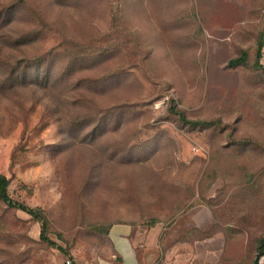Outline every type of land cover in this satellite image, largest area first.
Returning <instances> with one entry per match:
<instances>
[{
  "label": "rangeland",
  "instance_id": "374dc122",
  "mask_svg": "<svg viewBox=\"0 0 264 264\" xmlns=\"http://www.w3.org/2000/svg\"><path fill=\"white\" fill-rule=\"evenodd\" d=\"M261 40L264 0H0V173L56 244L0 201V264H126L121 228L140 264H254Z\"/></svg>",
  "mask_w": 264,
  "mask_h": 264
},
{
  "label": "trees",
  "instance_id": "16d2710c",
  "mask_svg": "<svg viewBox=\"0 0 264 264\" xmlns=\"http://www.w3.org/2000/svg\"><path fill=\"white\" fill-rule=\"evenodd\" d=\"M263 48H264V42L261 40L258 46V51H257V56H256V61H255V68L258 70H261L264 73V66L261 63ZM246 62H247V54L243 53L238 59L233 60L231 63L232 65L236 66V65H244L246 64ZM9 187H10V179L7 176L0 173V201L8 205L11 208L20 209L32 215L39 221H41L43 223L41 239L44 242H47L51 245H56L54 242L50 240V238L47 235V223L44 220L42 214L36 211L35 209H32L24 204L14 201L9 195ZM258 245H259V250L261 252L264 251V236L259 239Z\"/></svg>",
  "mask_w": 264,
  "mask_h": 264
},
{
  "label": "crops",
  "instance_id": "0c3cea01",
  "mask_svg": "<svg viewBox=\"0 0 264 264\" xmlns=\"http://www.w3.org/2000/svg\"><path fill=\"white\" fill-rule=\"evenodd\" d=\"M115 234L122 238L125 242L120 250V254L124 259V262L126 264H140V258L138 256V249L139 247L145 248V246H148L149 248L146 250L145 254L151 253L152 251V232L146 231L144 234L141 232H134L133 229L129 230L126 228L121 229H114ZM144 239L143 244H139L137 247H135V243L132 241L134 238L141 237ZM144 256L141 257V259Z\"/></svg>",
  "mask_w": 264,
  "mask_h": 264
},
{
  "label": "water",
  "instance_id": "95a60500",
  "mask_svg": "<svg viewBox=\"0 0 264 264\" xmlns=\"http://www.w3.org/2000/svg\"><path fill=\"white\" fill-rule=\"evenodd\" d=\"M264 263V251L259 252L256 256L254 264H263Z\"/></svg>",
  "mask_w": 264,
  "mask_h": 264
}]
</instances>
